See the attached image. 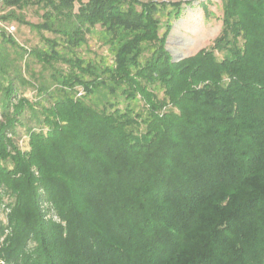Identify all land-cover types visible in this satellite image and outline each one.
Wrapping results in <instances>:
<instances>
[{
  "label": "trees",
  "instance_id": "1",
  "mask_svg": "<svg viewBox=\"0 0 264 264\" xmlns=\"http://www.w3.org/2000/svg\"><path fill=\"white\" fill-rule=\"evenodd\" d=\"M192 2L0 0L42 38L0 25V264H264V0H221L175 60L160 14ZM97 30L111 65L82 55Z\"/></svg>",
  "mask_w": 264,
  "mask_h": 264
},
{
  "label": "rangeland",
  "instance_id": "2",
  "mask_svg": "<svg viewBox=\"0 0 264 264\" xmlns=\"http://www.w3.org/2000/svg\"><path fill=\"white\" fill-rule=\"evenodd\" d=\"M202 1L203 4H201ZM168 9L172 11L173 8L169 7ZM24 12L26 14V19L29 21L38 22L41 20L42 12H39L35 7H29L25 9ZM222 12L221 0H193L190 5H187V3L183 4V11L178 17L174 13H161L160 18L162 27L160 34L165 32L168 22L172 24L167 36L166 48L172 54L173 59H181L195 54L204 47L210 46L221 31ZM1 13H3V11H1L0 14ZM0 25H7V29L10 30L17 41L28 48L42 43L41 34L29 25L19 24L16 21L3 22L1 19ZM11 26H15V28L12 30ZM4 29H6V27ZM44 34L52 36L50 32H44ZM82 53L86 58L95 59L101 65H111L114 62L112 48L110 45L102 42L99 30L89 37L87 45L82 47ZM144 58L145 56H143L142 59ZM34 67L36 70L41 69V65L38 63H35ZM48 72L47 70L46 74H48ZM4 85H7V80L0 77V121L2 119L3 101L5 99ZM24 95L34 98L36 93L31 89H27L24 91ZM124 102L126 101L121 103L122 106ZM142 103L143 101L139 98L131 101L132 106L137 110L141 109ZM25 117H27L25 121L29 124L35 123L30 113H27ZM19 132L20 135L17 137L18 144L22 149L26 150L29 148V138L25 126H19ZM9 200L10 198L8 195L3 191V188L0 187V221L3 223H7V213L9 212L7 203Z\"/></svg>",
  "mask_w": 264,
  "mask_h": 264
},
{
  "label": "built area",
  "instance_id": "3",
  "mask_svg": "<svg viewBox=\"0 0 264 264\" xmlns=\"http://www.w3.org/2000/svg\"><path fill=\"white\" fill-rule=\"evenodd\" d=\"M15 28V26H11V29L13 30Z\"/></svg>",
  "mask_w": 264,
  "mask_h": 264
}]
</instances>
